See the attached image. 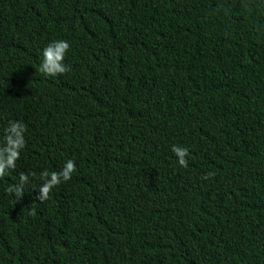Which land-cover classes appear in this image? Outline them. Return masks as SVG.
<instances>
[{
  "label": "trees",
  "instance_id": "obj_1",
  "mask_svg": "<svg viewBox=\"0 0 264 264\" xmlns=\"http://www.w3.org/2000/svg\"><path fill=\"white\" fill-rule=\"evenodd\" d=\"M57 40L70 71L45 77ZM9 121L0 264H264V0H0V140Z\"/></svg>",
  "mask_w": 264,
  "mask_h": 264
},
{
  "label": "clouds",
  "instance_id": "obj_2",
  "mask_svg": "<svg viewBox=\"0 0 264 264\" xmlns=\"http://www.w3.org/2000/svg\"><path fill=\"white\" fill-rule=\"evenodd\" d=\"M70 48V44L65 40H57L49 43L42 53V62L39 66V72L45 77L55 78L70 71L65 65L64 59ZM26 125L21 121H9L4 129L2 140H0V179H3L9 170H15L17 161L21 157L22 150L26 147L25 133ZM172 152L177 157L178 164L188 167L187 157L189 150L180 146H173ZM77 171L75 161L67 160L59 172H49L47 170L40 174L39 179L42 183L39 186V195L36 197L41 203L47 201L52 190L58 187L62 182L71 180L73 173ZM29 175L24 172L19 174V183L10 185L6 191L13 194L16 202L22 200L25 186L29 183ZM214 173H207L203 179H208Z\"/></svg>",
  "mask_w": 264,
  "mask_h": 264
}]
</instances>
